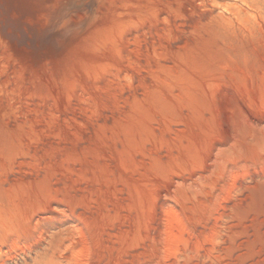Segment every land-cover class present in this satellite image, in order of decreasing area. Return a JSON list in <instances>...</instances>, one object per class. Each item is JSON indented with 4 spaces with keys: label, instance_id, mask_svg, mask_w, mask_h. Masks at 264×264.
Here are the masks:
<instances>
[{
    "label": "rangeland",
    "instance_id": "374dc122",
    "mask_svg": "<svg viewBox=\"0 0 264 264\" xmlns=\"http://www.w3.org/2000/svg\"><path fill=\"white\" fill-rule=\"evenodd\" d=\"M235 5L0 0V264L58 210L85 264H264V11Z\"/></svg>",
    "mask_w": 264,
    "mask_h": 264
},
{
    "label": "bare ground",
    "instance_id": "6f19581e",
    "mask_svg": "<svg viewBox=\"0 0 264 264\" xmlns=\"http://www.w3.org/2000/svg\"><path fill=\"white\" fill-rule=\"evenodd\" d=\"M240 5H235V11L228 16H221L224 22L232 19L239 21L245 18L246 22L250 20L255 10L264 11V0H236ZM245 7L244 8H242ZM254 16V15H253ZM255 17V16H254ZM253 17V18H254ZM252 19V18H251ZM222 108L227 115V120L233 128H238L247 122V116L241 109V106L231 94L222 99ZM63 221H53L50 231L40 235L38 242L33 247L27 249H18L13 247L11 252H7L6 263L8 264H85L86 263V234L85 229L79 219L70 217L64 210L56 212ZM71 214V213H70ZM37 216H29L24 221L25 230L35 222L38 226L40 221H52V218L41 219ZM67 218V219H64ZM34 226V225H33ZM40 233V232H39ZM22 234V233H21ZM4 237V236H3ZM20 237V235H19ZM35 243V242H34ZM15 244V243H14ZM13 245V244H12ZM11 245V246H12ZM10 246V247H11ZM15 246V245H13ZM25 247V246H24ZM2 250V245L0 246ZM3 254V253H2ZM4 255V256H5ZM9 257V258H8ZM1 261V260H0Z\"/></svg>",
    "mask_w": 264,
    "mask_h": 264
}]
</instances>
